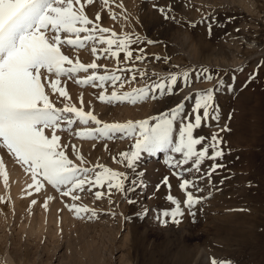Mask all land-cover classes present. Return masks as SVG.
I'll return each mask as SVG.
<instances>
[{
    "label": "rangeland",
    "instance_id": "1",
    "mask_svg": "<svg viewBox=\"0 0 264 264\" xmlns=\"http://www.w3.org/2000/svg\"><path fill=\"white\" fill-rule=\"evenodd\" d=\"M159 8L166 9L168 19ZM84 10L99 26L121 36L127 33L133 39L139 37L140 41L130 45V59L123 51L118 57L101 51L106 44L62 46L74 63L78 59L98 67L60 78V87L66 88L70 99L52 93L46 85L56 107H82L102 124L144 119L154 123L153 118L181 101L184 112L190 113L195 93L222 80L215 94L220 119H209L195 135L205 137L208 144L212 134L218 132L224 155L215 161L205 159L199 172H184L183 178L196 184L188 190L202 197L192 209L193 218L184 204L181 178L173 174L181 169L166 164L170 155L179 158L178 154H145L135 171L145 170L146 187L128 191L135 171L120 162V153L130 149L133 139L124 133L91 139L76 135L86 127H97L93 122L83 125L77 121L71 128L58 130L61 150L74 164L86 168L104 165L126 173L125 190L113 188L109 195L106 186L89 191L85 185L84 191L73 193L80 196L73 201L71 196L61 195L64 189L41 179L43 187L39 191L33 187L31 194L18 201L4 192L6 195L0 196V264H211L213 257L227 258L232 264H264V0H108L107 4L94 0L85 4ZM102 35L110 38L109 33ZM93 47L98 49L96 54ZM137 56L144 58L137 60ZM203 69H208L214 79L207 81L202 75L197 79ZM185 71L191 73L190 82L179 80L172 95L160 97L157 93V98L135 104L99 99L102 94L132 92L161 76ZM142 72L147 75L141 77ZM93 73L119 75L123 85L119 81L101 84L98 80L88 85L77 83ZM189 95L193 99H186ZM225 128L228 130L220 131ZM45 134L50 136V131L45 129ZM212 151L210 148L209 154ZM1 152L15 157L2 144ZM213 163L223 167L209 178ZM164 176L169 178L170 189L162 184ZM96 191L103 193L100 199L95 197ZM168 195L181 202L185 214L179 224L156 219L162 209L174 207ZM72 203L95 209L97 216L77 218L69 210ZM38 214L46 215L43 226L38 224Z\"/></svg>",
    "mask_w": 264,
    "mask_h": 264
},
{
    "label": "snow or ice",
    "instance_id": "2",
    "mask_svg": "<svg viewBox=\"0 0 264 264\" xmlns=\"http://www.w3.org/2000/svg\"><path fill=\"white\" fill-rule=\"evenodd\" d=\"M93 2L94 0H84L83 3L81 0H75V3L73 0H0V144L5 146L31 173L33 184L29 185L30 188L34 186L36 191H39L43 187L41 183L43 179L57 189H64L61 192L62 196H71L73 201H77L80 196L73 193L76 190L84 191L85 185H88L89 191L106 186L109 195L113 188L124 191L128 176L104 165L86 168L74 164L61 150L59 144L61 138L57 135V131L71 128L79 121L83 125H88L89 122L97 125L94 128L86 127L78 131L76 135L82 139L97 136L111 138L115 133H124L128 138L133 139L134 143L128 151L120 153V162L130 170L135 171L138 168L145 154L155 156L158 153L168 152L179 155V158L170 155L166 164L170 168L181 169L173 174L181 178L180 188L186 197L184 204L189 210L188 214L194 218L195 212L192 209L201 202L202 197L194 196L192 191L188 190L190 187H196V184L194 180L183 178L184 172H199L205 159L215 161L224 155L220 147L223 140L218 132L212 134L208 144L204 143L205 137L195 135V131L202 124L207 126L209 119L216 121L220 119L215 94L223 81L219 80L214 87L196 92L190 113L184 112L185 105L181 101L153 118L154 123L144 119L102 124L91 111L85 112L82 107L77 108L67 104L56 107L49 93L46 92V85L52 93L70 99L66 88L60 87V78L65 76L71 78L80 71L87 72L98 67L96 63L85 65L78 59L74 63L62 51V46L84 48L88 42L106 44L107 47L101 51L116 57L123 51L130 59L132 57L130 45L140 41L139 37L133 39L127 33L121 36L109 28L94 23L84 10L85 4ZM104 2L107 4L108 0ZM159 11L164 14L165 19L169 18L165 8H159ZM112 18L115 19V13L112 14ZM95 20L97 22L100 20L99 13L96 14ZM211 30L212 24L209 23V33ZM105 33H109L110 38L102 35ZM61 34H64L63 38ZM97 51L96 47L92 48L94 54ZM143 58V56L136 57L137 60ZM146 75L147 73H141V77ZM201 75L207 81L214 79L208 69L197 73V79ZM53 76L55 79H52ZM190 76L191 73L187 71L181 74L169 73L153 83L133 89L132 92L118 94L113 91L110 96L100 95L99 99L107 103L127 101L135 104L148 98L155 99L157 93L160 97L172 95L178 81L183 80L187 84L190 82ZM135 78L133 75L132 79ZM97 80L101 84L107 81L115 84L119 81L121 86L123 85L119 75L98 76L95 73L78 80L77 83L88 85ZM186 99H193V96L189 95ZM80 102L82 105V96ZM45 129L50 131V136L45 134ZM225 130L228 129H220V131ZM201 145L204 146L198 148ZM210 148L213 150L211 154H209ZM80 159L83 160V157L81 156ZM222 167V164L213 163L207 176L210 178L217 168ZM89 173L93 175L89 176ZM0 174L3 175L4 183L7 185L8 173L2 158H0ZM144 175L145 170L135 171V178L131 180L132 186L128 191L145 188ZM162 184L171 188L168 176L162 178ZM102 195L101 191L95 192L97 199ZM167 200L174 207L162 209L156 219L164 224L181 223L185 213L181 208L180 200L172 195H168ZM128 202L136 203L135 200ZM32 203L34 204L35 201ZM68 207L69 210L74 211L77 218L88 215L91 219L97 216L96 210L86 205L72 203ZM211 264H232V262L227 258L213 257Z\"/></svg>",
    "mask_w": 264,
    "mask_h": 264
},
{
    "label": "bare ground",
    "instance_id": "3",
    "mask_svg": "<svg viewBox=\"0 0 264 264\" xmlns=\"http://www.w3.org/2000/svg\"><path fill=\"white\" fill-rule=\"evenodd\" d=\"M0 158H2L3 163L6 167V171L8 173V184L7 185H5V183H4L3 175L0 174V196H2L1 194H3L4 192H6V193L10 194L12 201H14V200L18 201L19 198H21L23 196L26 197V195H29V192H31V190L33 189L34 186L31 188L29 187V185L33 184V179H32L31 173L26 170V166L23 164L21 165L18 162V159L16 157H7L2 152L0 153ZM10 196H9V198H10ZM28 202H31V201H28ZM17 204H18V202H17ZM43 212H44V209H43ZM53 213H51L50 215L52 216ZM44 214H42V215L38 214L39 216H41V217H39L40 220H38V224L42 225V226L45 223L44 218L46 215L44 216ZM51 216H49V218H51ZM32 218H34V214H33ZM35 219H37V218H35ZM32 222H33V220H32Z\"/></svg>",
    "mask_w": 264,
    "mask_h": 264
}]
</instances>
